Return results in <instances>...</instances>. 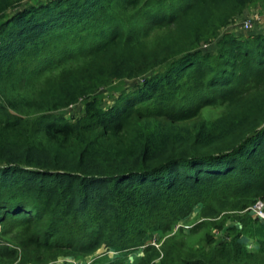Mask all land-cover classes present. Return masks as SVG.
<instances>
[{
    "label": "trees",
    "instance_id": "16d2710c",
    "mask_svg": "<svg viewBox=\"0 0 264 264\" xmlns=\"http://www.w3.org/2000/svg\"><path fill=\"white\" fill-rule=\"evenodd\" d=\"M257 1L0 0V264H264Z\"/></svg>",
    "mask_w": 264,
    "mask_h": 264
},
{
    "label": "rangeland",
    "instance_id": "374dc122",
    "mask_svg": "<svg viewBox=\"0 0 264 264\" xmlns=\"http://www.w3.org/2000/svg\"><path fill=\"white\" fill-rule=\"evenodd\" d=\"M254 14L264 16V0H259L255 3L251 4L245 10L244 14L240 15L238 18H236L224 31L244 35V34H248L250 32L264 30V20L262 22L256 23L251 30H245V28L243 26L245 18L248 16H252ZM210 48L214 49V47H212V46H210V47L207 46V49H210ZM127 84H129V82H126L123 80L116 81L111 86L104 88L103 90L99 91L97 93V96L102 98V100H104L107 104L111 103L113 101L116 93H118L120 90H122L123 87H125ZM85 103H86V100H83L78 105H76L72 108H69V109L65 110L64 112L69 117L79 116L80 114L83 113ZM220 111H221L220 109H213V110L208 109L207 111L205 110L202 115H203V117H215L216 115H218L220 113ZM220 235L221 234L216 236V238L214 240L215 242L221 238ZM140 254H141L140 250L135 252L134 254H132L130 256L129 264L134 263L138 259ZM71 262H73V261L70 260V263ZM75 262H77V261H75ZM54 264H69V262L65 259L63 261H59V262H56Z\"/></svg>",
    "mask_w": 264,
    "mask_h": 264
},
{
    "label": "built area",
    "instance_id": "2783aa9c",
    "mask_svg": "<svg viewBox=\"0 0 264 264\" xmlns=\"http://www.w3.org/2000/svg\"><path fill=\"white\" fill-rule=\"evenodd\" d=\"M263 20H264L263 15L261 16L258 14H254L252 16H248L245 18L243 26L245 30H251L256 23L262 22ZM252 212L256 217H258L261 220H264V200H258L253 206ZM152 243L156 244L155 240H153ZM71 264H78V263L73 261L71 262Z\"/></svg>",
    "mask_w": 264,
    "mask_h": 264
}]
</instances>
